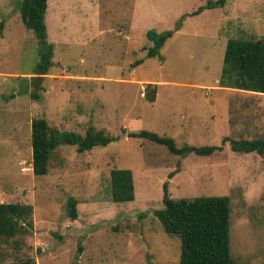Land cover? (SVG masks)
Masks as SVG:
<instances>
[{
	"label": "rangeland",
	"instance_id": "obj_1",
	"mask_svg": "<svg viewBox=\"0 0 264 264\" xmlns=\"http://www.w3.org/2000/svg\"><path fill=\"white\" fill-rule=\"evenodd\" d=\"M20 2L0 0V202L29 204L32 214L25 232L0 238V264L29 257L35 264H178L179 240L153 214L164 205L165 181L170 200L227 197L231 258L264 264V155L221 141L264 138V94L218 85L229 38L264 40V0H225L198 13L207 0H48L53 65L45 75L33 73L38 43L21 21ZM176 26L161 58L146 57V32ZM148 83L156 86L152 102ZM36 117L59 131L84 135L91 126L115 139L83 152L59 145L47 172L35 175ZM141 129L177 146L222 149L180 157L128 136ZM117 168L132 172L133 200L111 199Z\"/></svg>",
	"mask_w": 264,
	"mask_h": 264
},
{
	"label": "trees",
	"instance_id": "obj_2",
	"mask_svg": "<svg viewBox=\"0 0 264 264\" xmlns=\"http://www.w3.org/2000/svg\"><path fill=\"white\" fill-rule=\"evenodd\" d=\"M48 0H21L19 6L20 18L25 27L32 31L38 43V61L33 73L45 75L53 65V45L48 42L45 14ZM225 0H207L192 13H198L204 8L223 5ZM156 32L148 30L146 36L151 42L145 48L146 57L161 58L160 49L174 31ZM142 59L132 63L137 66ZM218 85L234 89L246 90L264 94V40H246L229 38L226 42L221 73ZM147 99H155V84L148 83ZM32 91L31 96H37ZM129 137L150 140L164 145L171 154L185 157L189 153L210 155L221 150V145L177 146L172 137L159 135L155 132L141 129L128 133ZM115 137L105 134L93 127L87 128L84 135L74 131H59L52 128L44 117L31 120L30 143L32 172L44 175L47 172L48 160L52 151L59 145H73L78 152L90 150L94 146H105ZM222 143L228 142L235 152H256L264 155V138L233 139L222 138ZM177 168L169 173L171 177ZM110 194L114 202L133 200L134 184L132 172L128 168H117L110 171ZM167 181L162 184L163 207L153 210V214L161 223L164 232L179 240L178 264H240L229 254L230 204L227 197L209 195L189 199L170 200ZM76 199L69 197L68 214L76 218ZM32 207L29 204L17 202H0V238L8 239L25 232L30 226ZM81 248L79 247L78 251ZM14 264H35L29 257Z\"/></svg>",
	"mask_w": 264,
	"mask_h": 264
},
{
	"label": "crops",
	"instance_id": "obj_3",
	"mask_svg": "<svg viewBox=\"0 0 264 264\" xmlns=\"http://www.w3.org/2000/svg\"><path fill=\"white\" fill-rule=\"evenodd\" d=\"M175 32H180V29L176 30ZM170 38V37H169ZM164 45V44H163ZM146 53V52H145ZM139 65V64H138Z\"/></svg>",
	"mask_w": 264,
	"mask_h": 264
}]
</instances>
